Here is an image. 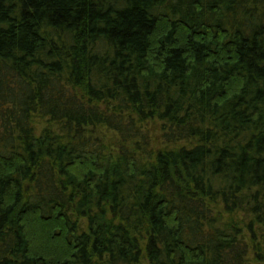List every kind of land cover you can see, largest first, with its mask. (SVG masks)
Returning <instances> with one entry per match:
<instances>
[{"label":"trees","instance_id":"16d2710c","mask_svg":"<svg viewBox=\"0 0 264 264\" xmlns=\"http://www.w3.org/2000/svg\"><path fill=\"white\" fill-rule=\"evenodd\" d=\"M0 264H264V0H0Z\"/></svg>","mask_w":264,"mask_h":264}]
</instances>
